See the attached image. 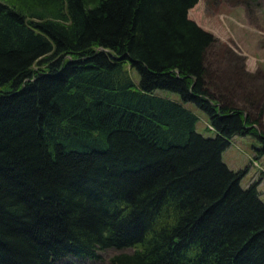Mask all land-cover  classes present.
<instances>
[{
    "label": "trees",
    "instance_id": "16d2710c",
    "mask_svg": "<svg viewBox=\"0 0 264 264\" xmlns=\"http://www.w3.org/2000/svg\"><path fill=\"white\" fill-rule=\"evenodd\" d=\"M194 2L0 0V264H264L258 180L221 158L264 152L261 108L213 86Z\"/></svg>",
    "mask_w": 264,
    "mask_h": 264
},
{
    "label": "rangeland",
    "instance_id": "374dc122",
    "mask_svg": "<svg viewBox=\"0 0 264 264\" xmlns=\"http://www.w3.org/2000/svg\"><path fill=\"white\" fill-rule=\"evenodd\" d=\"M187 14L215 36L216 42L207 54L210 69L217 71L211 72L213 86L218 80L220 87L231 89L229 100L244 106L251 114L261 108L258 125L264 129V0H195ZM219 46H224L225 51L218 50ZM256 88L260 95L252 99L251 93ZM160 91L179 98L174 90L160 88ZM185 103L198 114L196 129L203 134H213L214 130L205 126L206 113L190 100ZM258 144L255 134L234 133L221 150V158L231 168L246 166L239 183L245 186L251 180H258V195L264 201V152H255ZM129 248L108 246L100 248L97 256L68 253L58 257L56 263L104 264L113 251Z\"/></svg>",
    "mask_w": 264,
    "mask_h": 264
}]
</instances>
